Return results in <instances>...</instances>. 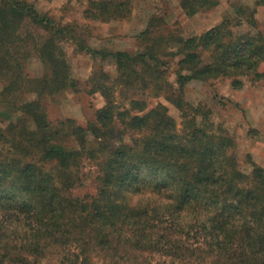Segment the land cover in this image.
<instances>
[{"label": "trees", "instance_id": "obj_1", "mask_svg": "<svg viewBox=\"0 0 264 264\" xmlns=\"http://www.w3.org/2000/svg\"><path fill=\"white\" fill-rule=\"evenodd\" d=\"M86 2L85 20L131 14L132 0ZM218 4L178 1L186 17ZM258 7L264 0L232 5L188 38L160 34L153 17L142 51L109 53L27 0H0V264H264V169L241 170L232 138L183 100L190 82L226 78L238 90L264 79ZM66 41L116 70L88 80L104 104L84 126L47 116L57 96L77 91ZM33 60L39 77L29 76ZM146 96L173 104L181 129L163 105L147 110ZM87 167L93 191L74 195Z\"/></svg>", "mask_w": 264, "mask_h": 264}, {"label": "rangeland", "instance_id": "obj_2", "mask_svg": "<svg viewBox=\"0 0 264 264\" xmlns=\"http://www.w3.org/2000/svg\"><path fill=\"white\" fill-rule=\"evenodd\" d=\"M27 1L32 3L40 14L48 16L60 25L76 24L78 34L83 36L92 49L109 53L118 51L134 53L142 51L146 46L147 41L142 40L140 33L146 30L149 20L153 17L156 19L155 22L157 21L156 24L163 28L160 34L173 32L188 38L204 33L218 25L225 16H230L232 5L240 3L252 5L255 0H219L216 8L199 12L192 17L184 15L178 6L179 0H132L131 14L128 18L108 23L84 19L82 12L87 6L86 0ZM257 9L258 27L264 34V13L260 15ZM62 45L76 80L77 91H67L57 96L48 106L47 116L51 121L71 119L84 126L93 119L94 112L104 104L99 94L88 93V80L100 69L113 78L116 70L108 61H95L89 55L76 52L70 42H63ZM174 62H169L167 78L170 84L175 82L172 74L175 70ZM259 70L264 72V63ZM28 73L30 77L41 75V67L37 61L31 62ZM242 82L243 85L238 90L233 89L230 80L226 78L204 83L190 82L183 88V100L201 109L202 112H209L208 121L212 125L211 128L224 131L232 138L238 164L241 170L249 173L250 162L264 169V79L253 83L244 78ZM1 89L0 84V91ZM146 102L147 110L158 104L166 107L177 128L181 129V112L173 104L166 102L162 97L150 96H146ZM89 169L87 167L84 170L86 173L84 187L74 190V195L92 193V169ZM157 260L156 257L153 264Z\"/></svg>", "mask_w": 264, "mask_h": 264}, {"label": "crops", "instance_id": "obj_3", "mask_svg": "<svg viewBox=\"0 0 264 264\" xmlns=\"http://www.w3.org/2000/svg\"><path fill=\"white\" fill-rule=\"evenodd\" d=\"M260 8L258 7L257 12L260 13V15H262L264 13V9L262 7H260ZM255 17H256V15H255Z\"/></svg>", "mask_w": 264, "mask_h": 264}]
</instances>
